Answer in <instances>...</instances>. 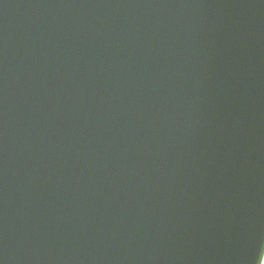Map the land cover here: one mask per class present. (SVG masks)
Here are the masks:
<instances>
[{
    "label": "water",
    "instance_id": "1",
    "mask_svg": "<svg viewBox=\"0 0 264 264\" xmlns=\"http://www.w3.org/2000/svg\"><path fill=\"white\" fill-rule=\"evenodd\" d=\"M264 0H0V264H264Z\"/></svg>",
    "mask_w": 264,
    "mask_h": 264
},
{
    "label": "clouds",
    "instance_id": "2",
    "mask_svg": "<svg viewBox=\"0 0 264 264\" xmlns=\"http://www.w3.org/2000/svg\"><path fill=\"white\" fill-rule=\"evenodd\" d=\"M261 255L264 256V250L261 251Z\"/></svg>",
    "mask_w": 264,
    "mask_h": 264
}]
</instances>
